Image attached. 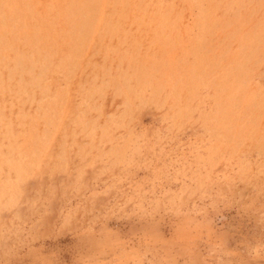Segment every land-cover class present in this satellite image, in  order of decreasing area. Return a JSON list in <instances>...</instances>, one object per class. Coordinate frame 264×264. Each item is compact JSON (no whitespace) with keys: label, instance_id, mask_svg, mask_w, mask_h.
<instances>
[{"label":"rangeland","instance_id":"374dc122","mask_svg":"<svg viewBox=\"0 0 264 264\" xmlns=\"http://www.w3.org/2000/svg\"><path fill=\"white\" fill-rule=\"evenodd\" d=\"M0 264H264V0H0Z\"/></svg>","mask_w":264,"mask_h":264}]
</instances>
